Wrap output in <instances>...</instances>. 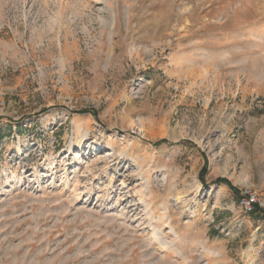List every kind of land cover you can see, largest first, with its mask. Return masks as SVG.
Wrapping results in <instances>:
<instances>
[{"label": "rangeland", "instance_id": "obj_1", "mask_svg": "<svg viewBox=\"0 0 264 264\" xmlns=\"http://www.w3.org/2000/svg\"><path fill=\"white\" fill-rule=\"evenodd\" d=\"M244 191L264 0H0V264H264Z\"/></svg>", "mask_w": 264, "mask_h": 264}, {"label": "built area", "instance_id": "obj_2", "mask_svg": "<svg viewBox=\"0 0 264 264\" xmlns=\"http://www.w3.org/2000/svg\"><path fill=\"white\" fill-rule=\"evenodd\" d=\"M240 196L239 203L245 212H252L256 206L264 209V202H262V199L258 194L244 191L240 193Z\"/></svg>", "mask_w": 264, "mask_h": 264}, {"label": "trees", "instance_id": "obj_3", "mask_svg": "<svg viewBox=\"0 0 264 264\" xmlns=\"http://www.w3.org/2000/svg\"><path fill=\"white\" fill-rule=\"evenodd\" d=\"M91 112H93V111H91ZM217 182H221V183H224V184H227L228 185V187L232 190V191H235V188L234 187H232V185L226 180V179H224V178H219V179H217ZM260 213V214H262V216H264V209H262V208H259V207H255L254 209H253V211L251 212V213Z\"/></svg>", "mask_w": 264, "mask_h": 264}]
</instances>
